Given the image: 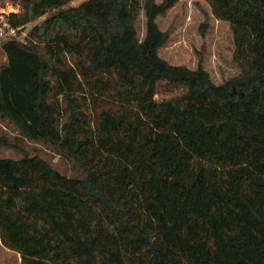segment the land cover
<instances>
[{
    "label": "trees",
    "instance_id": "obj_1",
    "mask_svg": "<svg viewBox=\"0 0 264 264\" xmlns=\"http://www.w3.org/2000/svg\"><path fill=\"white\" fill-rule=\"evenodd\" d=\"M11 1L1 245L20 264H264V0H204L232 35L220 83L160 56L178 0Z\"/></svg>",
    "mask_w": 264,
    "mask_h": 264
},
{
    "label": "rangeland",
    "instance_id": "obj_2",
    "mask_svg": "<svg viewBox=\"0 0 264 264\" xmlns=\"http://www.w3.org/2000/svg\"><path fill=\"white\" fill-rule=\"evenodd\" d=\"M84 0H72L69 5H75ZM43 16L29 22L20 32L24 39L27 29L41 21ZM160 29L167 30V42L159 49V54L169 63L184 65L195 69L200 61L215 83H220L234 74L237 69L232 60L233 42L229 24L218 20L211 14L209 5L204 0H178L164 15L156 18ZM140 36L144 32L143 18L138 23ZM5 61V55L0 48V64ZM171 91L160 87L154 96L156 100L168 98ZM5 128L0 125V133ZM24 148L30 154H38L48 159L54 167L65 174L75 171L70 164L48 150L44 145L26 141ZM17 151L0 146V156L19 157ZM0 264H20L19 254L0 244Z\"/></svg>",
    "mask_w": 264,
    "mask_h": 264
},
{
    "label": "built area",
    "instance_id": "obj_3",
    "mask_svg": "<svg viewBox=\"0 0 264 264\" xmlns=\"http://www.w3.org/2000/svg\"><path fill=\"white\" fill-rule=\"evenodd\" d=\"M19 9V4L11 0H5L3 3L0 2V45L9 37L16 35L17 29L7 22L6 16L10 13L18 12Z\"/></svg>",
    "mask_w": 264,
    "mask_h": 264
},
{
    "label": "crops",
    "instance_id": "obj_4",
    "mask_svg": "<svg viewBox=\"0 0 264 264\" xmlns=\"http://www.w3.org/2000/svg\"><path fill=\"white\" fill-rule=\"evenodd\" d=\"M1 244V243H0Z\"/></svg>",
    "mask_w": 264,
    "mask_h": 264
}]
</instances>
